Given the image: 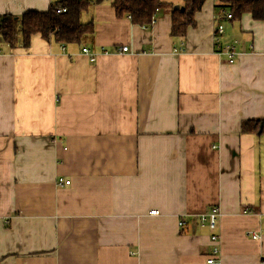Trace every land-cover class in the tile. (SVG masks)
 <instances>
[{
  "label": "crops",
  "instance_id": "crops-1",
  "mask_svg": "<svg viewBox=\"0 0 264 264\" xmlns=\"http://www.w3.org/2000/svg\"><path fill=\"white\" fill-rule=\"evenodd\" d=\"M54 1L0 0V15ZM218 1L183 40L169 9L142 29L98 4L93 62L0 40V264H264V21L216 18Z\"/></svg>",
  "mask_w": 264,
  "mask_h": 264
},
{
  "label": "trees",
  "instance_id": "trees-1",
  "mask_svg": "<svg viewBox=\"0 0 264 264\" xmlns=\"http://www.w3.org/2000/svg\"><path fill=\"white\" fill-rule=\"evenodd\" d=\"M108 0H58L50 4L44 12L26 11L21 15H0V40L8 49L28 48L32 35L57 44L78 45L82 49L93 44L94 23L92 15L84 20L94 6ZM179 9H173V3L166 0H110L116 18L129 16L134 25H148L158 10L169 9L171 17L170 36L183 40L188 28L195 26L194 15L205 0H180ZM214 9L216 14L224 9L238 20L243 14H249L253 20L264 21V0H219ZM64 12L57 13V10ZM246 122L242 130H250Z\"/></svg>",
  "mask_w": 264,
  "mask_h": 264
},
{
  "label": "built area",
  "instance_id": "built-area-1",
  "mask_svg": "<svg viewBox=\"0 0 264 264\" xmlns=\"http://www.w3.org/2000/svg\"><path fill=\"white\" fill-rule=\"evenodd\" d=\"M60 12H64V9H60V10H57V13H60ZM217 17H223L225 19H232V16L229 12H227L226 10L224 9H221L217 14H216V18ZM127 19H129V16H127ZM155 18L154 16L150 19V22L148 25H144V26H141L142 29H148L149 27H151L152 25H154L155 23ZM215 40L216 41H219L218 40V36L223 32V26L221 24H216L215 28ZM235 44H231L230 46H226V50H225V54H226V62H228V64H232L234 62V59L236 57V50H235ZM120 51L121 52H126L127 51V47L126 46H122L120 48ZM81 53L84 54V55H87L89 57V60L91 62H93L95 60V55L93 53L90 52V50L86 47H83L81 49ZM70 184V181L69 180H64L63 178L61 177H58L57 180H56V185L57 186H67ZM150 214L152 215H157V211H151ZM218 217H219V210L218 208L216 207H213L209 210V212H206L204 215H202L200 217V220H201V224H204V223H207V225L209 226L210 229H214L216 227V224H217V221H218ZM185 223L183 221H180L179 222V226H184ZM253 239L257 238L255 235L252 236ZM211 240L212 241H216V237L215 236H212L211 237ZM216 253V250H214V254ZM217 259H215L214 257H209L207 258L206 260V264H216Z\"/></svg>",
  "mask_w": 264,
  "mask_h": 264
},
{
  "label": "water",
  "instance_id": "water-1",
  "mask_svg": "<svg viewBox=\"0 0 264 264\" xmlns=\"http://www.w3.org/2000/svg\"><path fill=\"white\" fill-rule=\"evenodd\" d=\"M173 9H179L180 11H183V8H182V7H179V6H177V5H175V6L173 7Z\"/></svg>",
  "mask_w": 264,
  "mask_h": 264
}]
</instances>
